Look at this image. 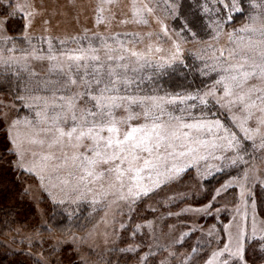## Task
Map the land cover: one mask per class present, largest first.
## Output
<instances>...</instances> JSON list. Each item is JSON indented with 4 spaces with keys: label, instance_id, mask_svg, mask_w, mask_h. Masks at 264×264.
Instances as JSON below:
<instances>
[{
    "label": "rangeland",
    "instance_id": "1",
    "mask_svg": "<svg viewBox=\"0 0 264 264\" xmlns=\"http://www.w3.org/2000/svg\"><path fill=\"white\" fill-rule=\"evenodd\" d=\"M191 3L197 10L191 11L193 18L185 17V6ZM0 5L7 15H17L22 25L18 38H13L5 26L7 15H0V126L4 143L14 153L16 173H23L21 187L36 221L44 223L46 200L71 214L88 207L85 233L61 240L73 247L83 264H95L93 253L120 246L122 229L130 225L144 242V246L122 245L140 251L136 264L148 256H154L156 264H187L195 248L204 244L206 249L200 252L205 257L199 264H264V218L258 204L259 196L264 199V111L260 110L264 104L257 99L264 93L246 95L242 103L237 96L247 94L248 86L237 88L231 80L217 83L228 75L223 69L239 60V55L230 53L239 54L240 45L252 40L259 52L264 0H0ZM241 13L244 18L232 23ZM195 17L198 23L193 28L188 23ZM245 26L256 31H241ZM82 52L100 59L80 62L77 68V62L67 57ZM172 67L191 76L196 72L198 88L186 91L175 85L163 92L142 87L152 74ZM109 68L115 70L111 77ZM69 76L77 84H70ZM96 79L101 80L98 86ZM83 80L90 82L94 95L107 86L112 91L106 96L163 98L164 112L153 109L161 121L174 127H204L179 129L188 136L181 135L167 151L160 149L164 159L158 169L145 170L139 187L127 175L121 185L107 166L98 169L103 176L88 177L71 159L74 153H86L85 148L53 144L52 118L61 113L68 118L58 126L66 131L73 126L66 101L85 90ZM225 84L233 95L225 96ZM249 85L261 88L264 82L254 79ZM253 102L255 106H245ZM93 103L78 99L77 114ZM117 103L122 105L112 109L117 121L137 117L122 128L151 122L139 104ZM150 104L146 101L145 106ZM45 156L52 158L44 160ZM206 187H211L209 193ZM27 232L17 227L13 235L28 236ZM190 232L195 233L194 240L182 246ZM238 248L242 251L237 254Z\"/></svg>",
    "mask_w": 264,
    "mask_h": 264
},
{
    "label": "snow or ice",
    "instance_id": "2",
    "mask_svg": "<svg viewBox=\"0 0 264 264\" xmlns=\"http://www.w3.org/2000/svg\"><path fill=\"white\" fill-rule=\"evenodd\" d=\"M236 10L239 11L238 8ZM254 22L255 18H253ZM241 31L255 32L256 29L245 26ZM261 35H264V31L261 32ZM259 44L260 50L258 53L256 52L257 43L252 40H249L247 44L240 45L239 54L236 52L230 53L233 57L239 55V60L237 63L229 64L228 67L224 68L223 71L228 73V75L222 76L221 80L217 81V83H221L231 80L237 88L241 89L248 86L247 94L237 96V99L242 103L245 102L246 95L250 98L253 92L264 93V87L257 88L255 85H249V82L254 79L264 82V41H260ZM92 51L95 52L96 50L93 49ZM131 55L137 56L138 53L132 52ZM257 55L259 61H257ZM67 59L70 62H77L76 66L79 68L80 62L89 59L99 61L100 58L97 55L88 56L82 52L80 55H69ZM108 59L112 60L113 57L109 56ZM120 59H123V57H120ZM72 66V63H69V71H71ZM84 67L87 68V65L85 64ZM96 71L99 72V69ZM114 74L115 70L109 68L108 76L111 77ZM69 83L75 85L77 84V80L69 76ZM95 83L98 86L101 84V80L96 79ZM109 83L115 84L116 81L110 79ZM82 84L85 90L83 92H76L66 101L67 109L71 113L70 119L73 122V126L67 131L58 126L61 120L68 118L61 113L52 118L54 125H56V135L53 139V144L59 145L66 142L68 147L74 149L85 148L88 154L85 152L74 153L71 159L73 162H78V166L82 168L88 177L103 176L104 172H98V169L101 166H107L106 171L115 173L116 179L121 182V185H123L124 176L127 175L129 180L135 181L136 186L139 187V181L144 178L142 174L145 170L158 169L159 161L164 159L159 154L160 149L163 147L167 151L174 147L173 141L179 140L181 135L188 136L187 132L181 133L179 129H200L204 127L202 124H180L178 127H174L161 121L159 115L153 114V109H158L160 113L164 112L163 105L160 103L163 98L149 97L137 100L135 97L106 96L105 92L112 91L107 86L101 89L98 95H94L92 94L94 90L90 87L89 81L83 80ZM224 94L225 96L233 95L232 88L227 84H225ZM85 98H89L94 103L91 108L87 106L80 108L79 114H77V100ZM257 99L264 104V95H258ZM125 100L128 102V105L139 104L143 107L145 120L151 119V122H146L139 126L122 128V125L126 124L128 120L137 118L129 115L126 120L117 121L112 117V109L122 106L117 101ZM146 101H151V104L145 106ZM245 106L253 107L255 104L253 102V104H245ZM260 110L264 111V108ZM173 119L178 120L179 118L174 117ZM215 124L217 127H220L219 121H216ZM104 133H107V135H104ZM85 141H89L90 143L86 144ZM31 142L43 143V141L37 140H32ZM49 146L51 147L52 145ZM168 154L171 155L172 153L168 152ZM179 155L183 156L185 153L180 152ZM51 158L49 156L43 157L44 160ZM67 158V154H65V159ZM159 174L157 172V175ZM81 179H84V177H81ZM129 191L131 192L132 189L129 188ZM240 251L242 249L238 248L237 254ZM209 264H212V261H209Z\"/></svg>",
    "mask_w": 264,
    "mask_h": 264
},
{
    "label": "trees",
    "instance_id": "3",
    "mask_svg": "<svg viewBox=\"0 0 264 264\" xmlns=\"http://www.w3.org/2000/svg\"><path fill=\"white\" fill-rule=\"evenodd\" d=\"M194 8L192 3L187 4L185 6L186 13L183 15L193 18L191 11L194 10L195 13L197 10ZM0 9V15H7L2 5H0ZM6 17L5 26L10 35L13 38H18L22 29L21 20L17 15H7ZM243 18L244 14L241 13L235 16L231 22H237ZM195 22L198 23L196 17L188 24L196 28V25L193 24ZM228 24L225 26L228 27ZM183 71L177 67L169 68L167 72L162 70L156 76L152 74V79L148 83H144L142 87L147 88V90L148 88H157L158 91L162 90L163 92H166V87L172 88L175 85H180L186 91L198 88V74L190 72L191 76L189 73L184 74L187 72ZM167 76L172 77V80L167 79ZM7 87H9L8 81L7 86L3 88L6 90ZM4 139L0 126V264H83L78 258L77 252L72 249L73 247L62 243L61 240H67L74 235L85 233L89 228V216L87 214L89 208L81 207L74 214H71L64 211L59 205L49 203L46 200L42 206L45 217L44 223L36 221L33 207L28 202L27 195L21 187L23 173H16L17 169L13 165L14 153L7 148ZM210 188L206 187L205 193H209ZM258 204L259 213L264 218L263 196H259ZM17 216L23 218L17 219ZM17 227L28 231V236L13 235ZM131 228L130 225L122 229L123 235L120 246L116 244L107 253H93L91 256L93 262L95 264H136L140 251L131 252V249L125 250L122 246L128 242L131 246L134 243L144 246V242L140 240L141 238L136 237ZM194 234V232L188 233L182 246L194 240ZM205 249V244L196 247L187 264H199L205 257L200 251ZM141 264H156L154 256L144 258Z\"/></svg>",
    "mask_w": 264,
    "mask_h": 264
}]
</instances>
